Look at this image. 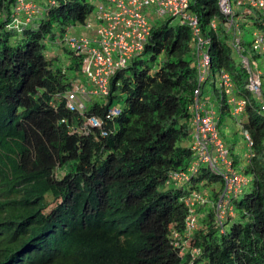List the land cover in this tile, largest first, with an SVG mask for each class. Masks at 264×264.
I'll return each instance as SVG.
<instances>
[{
  "label": "trees",
  "instance_id": "16d2710c",
  "mask_svg": "<svg viewBox=\"0 0 264 264\" xmlns=\"http://www.w3.org/2000/svg\"><path fill=\"white\" fill-rule=\"evenodd\" d=\"M52 1L40 0L36 17L10 26L17 0H0V264H264V90L258 96L248 88L241 61L260 55L245 48L241 35L237 50L218 1L189 0L213 67L202 82L191 27L167 24L152 29L141 55L111 77L105 103L92 101L83 115L68 110L62 97L73 87L70 74L81 71L80 57L62 37L83 25L94 7L90 0ZM240 14L244 25L264 33L261 11L235 8L237 23ZM221 72L230 76L231 95L219 82ZM211 73L216 78L208 81ZM198 85L218 110L217 129L233 119L243 139L249 135L253 155L239 166L230 153L247 183L221 222L217 186L201 226L185 236L183 198L205 189L200 181L212 188L220 181L202 170L189 183L167 182L193 158L189 106ZM230 96L246 100L245 119L233 113ZM123 101L127 111L107 118L108 107ZM91 115L103 119L107 135L93 127L70 130ZM179 238H188L189 246Z\"/></svg>",
  "mask_w": 264,
  "mask_h": 264
},
{
  "label": "built area",
  "instance_id": "2783aa9c",
  "mask_svg": "<svg viewBox=\"0 0 264 264\" xmlns=\"http://www.w3.org/2000/svg\"><path fill=\"white\" fill-rule=\"evenodd\" d=\"M53 2L52 0H47ZM97 5V10L92 21L89 17L83 26L91 28L90 33L75 35L67 30L62 37V43L67 49L80 57V69L90 82V87L79 84L76 79L73 87L62 94L65 99V106L68 110L83 115L88 102L92 101V96L97 95L103 98V104L110 94L109 83L111 77L120 69L126 67L132 58L140 56L144 46L153 29V22L157 18H164L168 21L175 19L179 24H188L193 33L192 45L196 48L198 61V77L202 82L209 70V58L205 52L207 39L200 35L198 19L195 13L189 8V0H101ZM222 13L229 16L223 26L227 30H233V44L240 49V29L234 20L233 11L235 8L244 7L248 12L250 8H255L264 14V0H217ZM40 0H17L12 22L10 26L26 24L37 16L41 11ZM211 26L217 29V23L211 22ZM252 49L257 53L264 54V33L255 29L253 31ZM242 64L249 71L248 88L258 96L262 93V80L259 71L251 69L250 59L241 57ZM219 82L228 95L232 94V82L227 72H221ZM59 97V96H58ZM209 97L203 96L201 87L194 91L193 102L189 109L192 113L191 126L192 134L189 147L193 152V158L186 168L172 170L168 174L167 182L173 185H183L189 183L193 176L202 170L216 174L221 181L222 188L219 191V198L216 201V217L221 222L227 207L229 210L230 199L235 196L247 178L243 176L233 165L230 156V148L226 146L223 138L217 129L216 110L209 105ZM229 102L234 103L233 113L243 110L246 100L234 99L230 96ZM262 110L264 111V101L262 100ZM121 105L113 103L106 112L107 118H113L121 114ZM66 122V119H62ZM103 119L91 115L85 117L82 127L69 125L71 131H85L88 127L98 128L101 135H107V130L103 129ZM246 145L251 144L249 135L244 132ZM253 153L248 150L247 156ZM243 179L244 182H243ZM205 184L200 181V184ZM208 191L193 190L183 198L188 207V214L185 218L184 235L188 236L196 229L195 206L205 204L208 201ZM230 214L232 212H229ZM182 234V235H183ZM176 238L181 235L174 230ZM180 240V238H179ZM179 242V241H178ZM177 242V243H178ZM197 253V248L192 249Z\"/></svg>",
  "mask_w": 264,
  "mask_h": 264
},
{
  "label": "rangeland",
  "instance_id": "374dc122",
  "mask_svg": "<svg viewBox=\"0 0 264 264\" xmlns=\"http://www.w3.org/2000/svg\"><path fill=\"white\" fill-rule=\"evenodd\" d=\"M91 3L93 4V11L90 13L89 15V19L90 21H92L94 14L97 10V5L101 4L102 1L101 0H90ZM232 4L234 3V0H231ZM246 19L243 17V15H239L237 17V21H238V25H239V29H240V35L241 38L244 39L245 41V48L247 50H250V46H251V42L253 40V32L254 29L251 30L250 27L244 25V21ZM177 21L175 19H172L170 21H168L167 19L164 18H157L155 22H153V29L157 30V29H161L162 27H164L165 25H174L176 24ZM94 27V23L92 24V27ZM86 29L83 25L80 24H75L72 25L69 29L70 32H72L75 35H82V33H90V30ZM21 43H25V41H21ZM57 52L59 53V58L61 60H63V63H66V53L63 52V50L61 48L57 49ZM259 57H255L252 58L250 57V61L251 63L254 62L253 64H251V69L252 70H256L259 71L260 75H261V82H262V90H264V58L261 57L262 53H259ZM251 56V55H250ZM212 66L209 67V70L212 71ZM71 77H74L76 79V81L81 84V85H87V88L90 87V82L87 80L86 76L79 71L77 74L76 73H71L70 74ZM216 78V76L214 74H210V76L208 77V81H213V79ZM206 90H209L207 92L211 93L212 92V86H206L205 87ZM103 98L98 97L97 95L92 96V101H99V102H103ZM88 102V105H91V102ZM121 106L124 108L125 111H127L128 109V104L126 101H123L121 103ZM237 117L239 120L245 119V115L243 113H239L237 114ZM229 126L228 127H224L223 125H219L218 126V131L219 134L223 137V139L225 140L226 146L231 147L232 145H235V143H237L239 140L241 141V143L237 146L234 147L236 150V155H232V157H234V160H238L237 164H240L242 161H247V145L244 142L243 137L241 136V132L237 126V124L235 122H233V119H229ZM239 141V142H240ZM182 143L187 144V141H183ZM233 152L232 150L230 151V153ZM235 153V152H234ZM235 165V164H234ZM245 179H243L244 182ZM245 183H247V180H245ZM201 189L203 188H207L206 190L209 193V201L207 203H205L203 206H206L204 210H202L203 208L200 207V205H196L195 206V213H196V225L199 227L201 226V219L204 217L205 212L207 210L208 207H210L213 203H212V194L213 192H217L218 191V187L221 185V181H218L215 185V188H212V185H206V184H199ZM253 183H250L249 186H247L245 188V192H249L250 189L252 188ZM211 187V188H210ZM200 209V210H199ZM180 241H182L181 245L186 247L189 246V241L188 238L184 239V238H180Z\"/></svg>",
  "mask_w": 264,
  "mask_h": 264
},
{
  "label": "crops",
  "instance_id": "0c3cea01",
  "mask_svg": "<svg viewBox=\"0 0 264 264\" xmlns=\"http://www.w3.org/2000/svg\"><path fill=\"white\" fill-rule=\"evenodd\" d=\"M217 110V109H216ZM218 111V110H217ZM226 127H228V126H226ZM225 141V140H224ZM240 141V140H239ZM237 142V143H235V145H232V151L233 152H231L232 153V155H236V150H235V148L234 147H237L240 143H241V141L240 142ZM228 148H230V147H228ZM231 150V149H230ZM235 152V153H234ZM245 161H242L240 164H239V166H244L245 165Z\"/></svg>",
  "mask_w": 264,
  "mask_h": 264
}]
</instances>
